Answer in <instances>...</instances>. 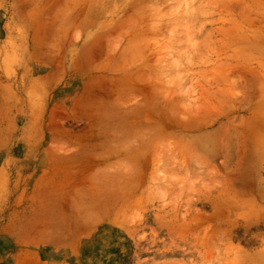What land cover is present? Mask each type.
<instances>
[{
    "label": "rangeland",
    "instance_id": "rangeland-1",
    "mask_svg": "<svg viewBox=\"0 0 264 264\" xmlns=\"http://www.w3.org/2000/svg\"><path fill=\"white\" fill-rule=\"evenodd\" d=\"M0 264H264V0H0Z\"/></svg>",
    "mask_w": 264,
    "mask_h": 264
},
{
    "label": "bare ground",
    "instance_id": "bare-ground-1",
    "mask_svg": "<svg viewBox=\"0 0 264 264\" xmlns=\"http://www.w3.org/2000/svg\"><path fill=\"white\" fill-rule=\"evenodd\" d=\"M107 42H108V41H106V44H107ZM109 44H110V45H109ZM109 44H108V45H109V47H110V46H111V43L109 42ZM109 49H110V48H109ZM106 79H108V78H105V80H106ZM109 79H110V78H109ZM110 80H111V79H110ZM129 83H130V82H129ZM108 84H110V82H109ZM112 84H113V83H112ZM112 86H113V85H112ZM114 87H115V86H114ZM126 87H127V86H126ZM128 88H129V87H128ZM130 88H131V87H130ZM134 89H135V88H134ZM148 89H149V88H148ZM114 91H115V89H114ZM148 92H149V91H148ZM144 93H145V92H144ZM153 94H154V91H153ZM99 96H100V95H99ZM152 96H153V95H152ZM103 97H104V96H103ZM112 98H113V96H112ZM148 98H149V97H148ZM152 98H154V96H153ZM154 99H155V98H154ZM154 99H153V100H154ZM99 100H100V99H98V101H99ZM143 100H145V97H144ZM153 100H152V101H153ZM155 100H156V99H155ZM157 100H158V103L161 102V100H160V101H159V99H157ZM157 100H156V101H157ZM147 101H148V100H147ZM149 101H150V103H152L151 100H149ZM165 101H166V100H165ZM100 102H101V101H100ZM115 102H116V101H115ZM110 103H111V102H110ZM113 103H114V102H113ZM143 103H145V102H143ZM147 103H148V102H147ZM150 103H149V104H150ZM158 103H156V104H158ZM161 103H164V102H161ZM87 104H89V103H87ZM152 104H155V103H152ZM152 104H150L151 107H153ZM101 105H102V104H101ZM159 105H160V103H159ZM164 105H165V103H164ZM81 106H82V105H81ZM86 106L89 107V105H86ZM90 106H91V105H90ZM157 106H158V105H157ZM160 106H161V105H160ZM88 107H87V108H88ZM91 107H92V106H91ZM139 107H140V108H139ZM139 107H137V108H138V109H141V108H142L141 110H143V107H141V106H139ZM147 107H149V105H148V106L146 105V107H144V109L147 108ZM167 107H168V106H167ZM84 108H86V107H84ZM159 108H160V107H159ZM118 110H119V109H118ZM146 110H147V109H146ZM146 110H144V111H146ZM149 110H151V109L149 108ZM158 110H159V109H158ZM162 110H163V109H162ZM162 110H160V111H162ZM168 110H169V108H168ZM153 111H154V110H153ZM147 112H148V110H147ZM165 112H166V111H165ZM119 113H120V112H119ZM87 114H88V113H87ZM163 114H164V113H163ZM166 114H167V113H165V115H166ZM168 115H169V113H168ZM170 115H171V114H170ZM119 116H120V115H119ZM125 117H127V116H125ZM161 117H162V114H161ZM123 118H124V117H123ZM127 118H128V117H127ZM165 118H168V117H165ZM170 118H171V117H170ZM124 119H125V118H124ZM152 121H153V120H152ZM159 122H160V121H159ZM168 124H169V123H168ZM161 126H162V125H161ZM117 127H119V126H117ZM157 128H158V127H157ZM157 128H156V129H157ZM161 128H162V127H161ZM157 130H158V129H157ZM101 132H102V131H101ZM98 133H99V132H98ZM155 133H156V132H155ZM160 134H161V133H160ZM164 134H165V133H164ZM92 136H93V135H92ZM98 143H99V142H98ZM96 145H97V144H96ZM95 147H96V146H95ZM90 148H91V147H90ZM113 151H115V150H113ZM91 156H92V155H91ZM92 158H93V156H92ZM85 161H86V159H85ZM82 164H83V163H82ZM141 164H142V163H141ZM83 165H84V164H83ZM87 165H89V164H87ZM68 166L71 167L72 165L70 166V164H69ZM75 166H76V165H75ZM84 166H85V165H84ZM78 167H79V166H78ZM78 167H76V169H78ZM71 168H73V167H71ZM71 168H70V169H71ZM85 168H86V167H85ZM87 168H88V167H87ZM87 168H86V169H87ZM82 170H83V169H82ZM71 171H72V170H71ZM72 172H73V171H72ZM85 172H86V171H85ZM69 173H70V172H69ZM69 173H68V174H69ZM88 173H89V172H88ZM88 173H87V174H88ZM66 174H67V173H66ZM68 174H67V175H68ZM87 174H86V175H87ZM90 174H91V173H90ZM90 174H89V175H90ZM73 175H74V174H73ZM76 175H77V174H76ZM89 175H88V176H89ZM69 176H71V174H70ZM84 176H85V175H84ZM93 176H94V175H93ZM78 177H80V176H78ZM85 177H87V176H85ZM70 178H71V177H70ZM80 178H82V177H80ZM87 178H88V177H87ZM96 178H97V176H96ZM61 179H62V178H61ZM65 179H66V177H65ZM84 179H85V178H84ZM66 180H67V179H66ZM78 180H79V179H78ZM95 180H96V179H95ZM61 181H63V180H61ZM69 181L71 182V180H69ZM74 181H75V180H74ZM86 181H87V180H86ZM86 181H85V182H86ZM63 182H64V181H63ZM87 182H88V181H87ZM68 183H69V182H68ZM75 183H76V182H75ZM79 183H80V182H79ZM82 183H83V182H82ZM88 183H89V182H88ZM73 184H74V183H73ZM62 185H63V184H62ZM67 185H68V184H67ZM80 185H81V183L79 184V186H80ZM88 185H89V184H88ZM60 186H61V185H60ZM81 186H82V185H81ZM86 186H87V185H86ZM69 187H70V186H69ZM74 188H76V186H75ZM72 189H73V188H72ZM118 189H119V188H118ZM71 192H73V191H71ZM89 192H90V191H89ZM106 192H107V191H106ZM97 193H98V192H97ZM97 193H95V194H97ZM101 193L103 194V192H101ZM117 193H118V192H117ZM72 194H73V193H72ZM90 194H91V192H90ZM90 194H89V195H90ZM95 194L93 193L94 196H95ZM93 195H91L92 198H94ZM97 195H98V194H97ZM97 195H96V197H97ZM99 197H100V195H99ZM65 198H66V196H65ZM88 198H89V197H88ZM101 198H102V197H101ZM67 200H68V199H67ZM89 200H90V199H89ZM91 200H92V199H91ZM87 202H88V201H87ZM87 202H86V203H87ZM89 202H91V201H89ZM94 202H95V200H94ZM91 203H92V202H91ZM88 204H89V203H88ZM92 204H93V203H92ZM85 206H86V204H85ZM89 206H92V205H89ZM89 208H92V207H89ZM118 219H119V218H118ZM117 221H118V220H117Z\"/></svg>",
    "mask_w": 264,
    "mask_h": 264
}]
</instances>
